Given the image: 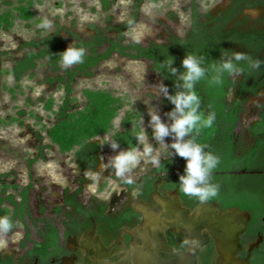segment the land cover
Instances as JSON below:
<instances>
[{"label": "rangeland", "instance_id": "obj_1", "mask_svg": "<svg viewBox=\"0 0 264 264\" xmlns=\"http://www.w3.org/2000/svg\"><path fill=\"white\" fill-rule=\"evenodd\" d=\"M109 1L112 6L105 11L102 0H40L33 8L36 14L34 20L30 22L18 20L12 30L0 33V177L5 176L4 184H16L22 189L27 185H33L32 197L35 203L39 194L51 203L62 191L61 188L74 180L75 151L62 154L48 136V130L57 122L56 113L66 98V85L59 80L61 76L66 77V72L54 74L50 67L39 64L32 74L23 76L18 82L14 77L2 73L14 68L16 62L25 57L28 49H21V46L25 42L40 41L42 38L54 36L63 41L64 49L71 43L75 47L78 39L91 40L96 35V29L111 39L116 40L122 34L125 43H136L133 28L142 25L146 26L148 31L138 44L145 47L152 43L166 44L170 42L172 36L180 38L187 36L191 29L195 4L201 16H204L207 13L217 14L227 9L231 3L230 0H142L140 4L139 0ZM13 3L15 5L17 0H13ZM4 8L0 2V11ZM251 10L256 11L257 15H251L249 10L242 14V18L248 17L250 20L246 28H260L264 21V7ZM85 16L87 19L83 18ZM39 18L43 19V23L47 21L49 26L45 28L41 27L42 24L35 23ZM202 20L205 21V18L202 17ZM131 21L133 23L130 27H124ZM110 27L113 28L111 31ZM108 46L105 44L99 47L98 52L104 53ZM74 68L75 66H71L66 69ZM91 73L92 76L80 74L71 83L72 110L84 109L86 99L83 91L86 89L108 91L121 97L125 107L114 122L117 132L123 131L122 121L130 111L143 116V126L148 135L151 128L148 126L150 118L147 108H151L152 103L157 104L161 109L162 119H166L164 113L171 110L166 99L163 97L160 99L157 88L163 78L153 69L152 62L114 54L92 69ZM163 82L167 84L165 80ZM9 89L14 91L11 92ZM51 98L54 99V105L50 111L46 106ZM263 98L264 94L254 99L247 114H251L254 105ZM22 111H25V114H20ZM12 118L23 121L24 124L22 126L18 122L11 124ZM113 134L114 132L99 137L104 147V163L114 154L110 146L106 145L113 142ZM165 139L166 143H171L170 138ZM148 140L154 146L155 155L162 157L166 147L163 144L158 145L154 139L150 140L149 136ZM146 166L137 170L142 172ZM112 186L110 182L104 192L109 191ZM9 194L18 196V192L13 189ZM84 195H89L87 190ZM3 207H8L12 211L8 204L4 203ZM22 231V228H19L11 236L0 238L17 243Z\"/></svg>", "mask_w": 264, "mask_h": 264}, {"label": "trees", "instance_id": "obj_2", "mask_svg": "<svg viewBox=\"0 0 264 264\" xmlns=\"http://www.w3.org/2000/svg\"><path fill=\"white\" fill-rule=\"evenodd\" d=\"M142 0H139L140 4ZM5 6L0 11V33L10 31L14 28L16 22H30L35 19L36 14L33 8L40 0H17L14 5L13 0H0ZM103 9L108 11L112 3L109 0H102ZM227 9L217 13H207L204 16L198 11L197 5L193 7L191 17V29L185 38L172 36L169 43L150 44L145 47L138 43H125L121 34L116 40L104 36L100 30L96 29V35L89 41L78 39L75 47L85 49L83 63L73 65V70L62 68L59 62L58 53L65 50L63 41L54 36L42 38L40 41L33 40L25 42L21 49L27 48L28 52L25 57L16 62L14 68L2 71L9 77H14L20 81L23 76L32 74L38 68L39 64L50 67L54 74L61 71L66 72V77L61 76L59 80L66 85L67 94L64 104L56 113L57 122L48 130V136L51 142L59 147L62 154H68L76 149L84 150L87 147L98 145L95 140L103 135L114 132L113 141L120 144L121 149L138 147L135 140V134L140 130V113L130 111L122 121L123 131H115V120L118 118L120 111L125 107L124 100L114 94L103 90L86 89L83 91L86 99L84 109L73 111L72 100H70L72 89L71 83L80 74L92 76L91 70L100 65L101 62L108 60L114 54L128 57L134 60L144 59L152 62L153 69L159 71L160 63L169 59V55L175 57L174 67L182 71L181 61L186 53H193L203 56L207 63L218 62L221 52L227 50L226 54L230 55L233 51L245 52L253 58H259L264 51V21L260 28L247 29L246 25L250 23L248 17L242 18L245 10L264 7V0H230ZM137 4V8H139ZM205 18V21L202 20ZM37 24H43V19L35 21ZM133 21L124 27H130ZM112 27L109 28L111 31ZM116 30V29H115ZM108 44L107 50L100 54L98 48ZM88 51V52H87ZM45 61V62H44ZM44 62V63H43ZM242 64L244 62H241ZM245 72L241 75L240 82L235 81L232 77H225L224 84L221 87H210L207 81H201L196 86L198 95L201 97V108L207 113L215 111L216 120L211 128L205 129L197 138V142L207 145L206 151H212L220 157V164L214 170L219 174L213 176V183L219 186V194L210 201H217L224 208L239 207L243 211L252 213V220L248 232L242 244L246 245L248 240H254L259 234L264 238V175H252L249 172L259 170L254 167L247 158L237 156L234 145V131L238 126L240 113L243 110L239 99L249 90L247 82L251 76L255 79L261 74L262 70H253L249 72L247 65H244ZM169 75L161 73V77ZM69 77V81H67ZM173 79H165L174 92ZM238 93L235 95L234 103L229 101V97L234 90ZM13 92V89H9ZM254 92H257L254 90ZM166 103H169L166 100ZM170 104V103H169ZM54 99H50L46 109L52 110ZM174 106L170 104V109ZM20 114H25L22 111ZM18 122L20 126L23 121L12 118L11 124ZM108 146V144H106ZM210 146H215L212 150ZM210 150H209V149ZM185 162L179 156L175 159ZM246 171V174H239ZM5 176L0 177V216H10L11 210L3 207V204L10 200L12 204L18 207L15 201V194H9L13 189L23 196V204H28V188H21L16 184H4ZM182 196L184 194L181 192ZM8 196V197H4ZM19 210V207H18ZM16 218L24 220L25 215L18 211L11 218L14 223ZM251 264H264V240L259 248L251 254Z\"/></svg>", "mask_w": 264, "mask_h": 264}, {"label": "flooded vegetation", "instance_id": "obj_3", "mask_svg": "<svg viewBox=\"0 0 264 264\" xmlns=\"http://www.w3.org/2000/svg\"><path fill=\"white\" fill-rule=\"evenodd\" d=\"M259 59L264 60V51ZM260 70L262 71L257 79L253 76L249 78V91L239 99L243 110L233 134L237 156L247 158L254 167L260 168L249 172L252 175H264V98L254 105L251 114H247L251 102L264 94V65ZM232 78L238 82L242 80L241 75ZM237 93L236 89L231 93V103L235 102ZM148 136L152 140L151 132H148ZM95 143L99 144L75 150V178L61 188L62 191L51 203L40 194L35 203L32 197L33 185L27 195V206L23 204V196L19 193L18 196L15 195L19 210L10 200L5 202L12 207L8 216L10 219L17 211L24 214L25 218L15 219L16 225L7 236H11L19 228L23 230L22 236L17 243L9 242L7 247H0V264H151L150 260L146 262L138 254L132 235L144 223L143 216L135 212V204L143 201L156 206L153 202L156 199H174V196H169L173 192L179 193L182 206L190 210L203 203L196 198L182 196L176 183L179 182V175L183 174L185 162L175 160L177 155L166 156L167 149L158 166L148 164L142 172L136 169L133 173L134 183L128 185L117 180L114 170L101 167L105 161L104 147L99 138ZM210 147L215 149V146ZM169 151L174 152L172 149ZM86 172H99L102 177L95 192L89 189L92 181L86 177ZM246 173L241 171L239 174ZM217 174L219 173L213 172L212 177ZM213 180L212 178V182ZM110 182L113 186L104 192ZM114 184L119 186L115 187ZM86 190L88 196L84 195ZM157 193L162 196H156ZM165 235L173 249L185 250V235L174 234L169 230H165ZM259 236L263 235L259 234L256 239L248 240L247 244L256 241ZM245 237L246 235L242 240ZM153 253L151 250L148 255ZM247 256L246 253L240 254L241 259H246ZM197 257L198 264H214V245L203 248Z\"/></svg>", "mask_w": 264, "mask_h": 264}, {"label": "clouds", "instance_id": "obj_4", "mask_svg": "<svg viewBox=\"0 0 264 264\" xmlns=\"http://www.w3.org/2000/svg\"><path fill=\"white\" fill-rule=\"evenodd\" d=\"M250 14L257 15L256 11L249 10ZM87 19V17H83ZM48 22L44 21L41 27H48ZM146 26L133 28L134 40L140 43ZM227 50L221 52L218 62L206 64L203 56L193 53H186L181 61L182 71L174 67L175 57L169 55V59L160 63L157 74L167 73L159 82L157 91L161 97L166 99L174 107L164 113L166 119L161 117V109L157 104L152 103L151 108H147L149 116L148 126L151 128L152 139L158 145L163 144L167 153L166 156L177 155L185 160L183 174L179 175V191L185 196L196 198L200 202H207L219 194V186L212 182L214 170L220 164V157L212 151H206L207 145L197 142L200 134L211 128L216 120L215 111L205 113L201 108V97L198 95L196 86L201 81H207L210 87H221L225 77H238L245 72L244 65H247L249 72L259 70L264 65V60L253 58L245 52L233 51L230 55ZM59 62L62 67L69 68L73 65L83 63L85 49L74 47L72 43L58 53ZM241 62H244L243 64ZM173 79L174 92H170L165 79ZM140 130L135 134L137 144L142 147H131L121 149L118 142H111L108 145L113 150V155L107 158V162L101 167L105 170H114V175L118 181L131 185L134 183L133 173L136 169L151 164L158 166L161 158L155 155V149L148 140V135L143 126V116H141ZM165 138H170L171 143H166ZM169 149L174 150L169 151ZM86 177L92 181L89 189L96 191L101 182L99 172H86ZM118 187L119 185H115ZM14 223L8 216H0V237H4L13 231ZM9 241L0 238V247H7ZM196 245V241H192Z\"/></svg>", "mask_w": 264, "mask_h": 264}, {"label": "water", "instance_id": "obj_5", "mask_svg": "<svg viewBox=\"0 0 264 264\" xmlns=\"http://www.w3.org/2000/svg\"><path fill=\"white\" fill-rule=\"evenodd\" d=\"M156 196H162L157 193ZM169 196L174 199H156L150 203L138 201L135 212L144 218L143 226L132 232L138 254L151 264H198V253L210 244L214 245V264H251L254 250L260 247L264 238L242 244L252 220L250 211L239 207L223 208L218 203L203 202L194 210L182 206L178 192ZM165 230L185 235V250L176 251L167 241ZM192 241L197 244L193 245ZM154 251L148 255L149 251ZM248 254L241 259L240 254ZM148 264V263H147Z\"/></svg>", "mask_w": 264, "mask_h": 264}]
</instances>
